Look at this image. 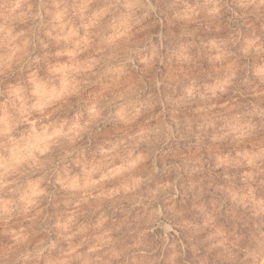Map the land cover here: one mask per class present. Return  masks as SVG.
<instances>
[{"label":"clouds","instance_id":"clouds-1","mask_svg":"<svg viewBox=\"0 0 264 264\" xmlns=\"http://www.w3.org/2000/svg\"><path fill=\"white\" fill-rule=\"evenodd\" d=\"M0 264H264V0H0Z\"/></svg>","mask_w":264,"mask_h":264}]
</instances>
